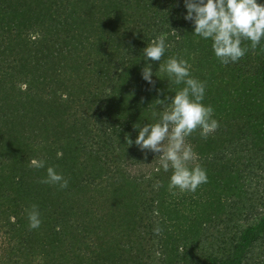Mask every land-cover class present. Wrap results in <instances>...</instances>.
Instances as JSON below:
<instances>
[{"label": "trees", "instance_id": "trees-1", "mask_svg": "<svg viewBox=\"0 0 264 264\" xmlns=\"http://www.w3.org/2000/svg\"><path fill=\"white\" fill-rule=\"evenodd\" d=\"M186 12L184 0H0V264H264V40L224 65ZM163 32L161 62H189L219 121L187 138L189 167L208 175L195 192L169 188L171 169L135 144V125L183 87L160 61L154 83L142 77ZM47 166L66 188L41 182Z\"/></svg>", "mask_w": 264, "mask_h": 264}, {"label": "clouds", "instance_id": "clouds-1", "mask_svg": "<svg viewBox=\"0 0 264 264\" xmlns=\"http://www.w3.org/2000/svg\"><path fill=\"white\" fill-rule=\"evenodd\" d=\"M184 3L187 9L184 18L194 24L192 33L210 39L214 55L224 65L237 62L246 54L248 46L243 44L244 41H250L251 47L256 48L264 40V0H184ZM168 37L169 33L163 32L143 49V58L149 63L143 68L142 77L149 84L154 83L151 62L160 61L159 71L167 74L170 83L183 87L170 99L167 96L159 99L163 110L153 111L154 123L149 122L143 127L135 125L139 129L135 144L141 150L159 154L157 171L171 169L169 188L195 192L201 184L208 182V175L199 164L189 167V162L197 159V153L187 143V138L197 129L207 137L219 127V121L213 116L214 108L204 103L206 85L191 75L189 62L175 56L168 58L166 63L161 62L170 47ZM127 142L133 143L131 138ZM30 163L35 168H45L47 164L45 160L35 158ZM46 171L42 183L60 188L68 186V180L53 166H47ZM28 219L30 228L40 227L42 221L36 205L32 206Z\"/></svg>", "mask_w": 264, "mask_h": 264}, {"label": "rangeland", "instance_id": "rangeland-1", "mask_svg": "<svg viewBox=\"0 0 264 264\" xmlns=\"http://www.w3.org/2000/svg\"><path fill=\"white\" fill-rule=\"evenodd\" d=\"M135 170H137V168H134V169H133V171H135ZM248 216H249V214H248Z\"/></svg>", "mask_w": 264, "mask_h": 264}]
</instances>
